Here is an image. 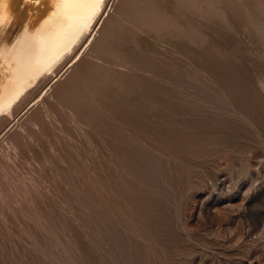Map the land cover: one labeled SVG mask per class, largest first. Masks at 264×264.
<instances>
[{
	"label": "rangeland",
	"instance_id": "rangeland-1",
	"mask_svg": "<svg viewBox=\"0 0 264 264\" xmlns=\"http://www.w3.org/2000/svg\"><path fill=\"white\" fill-rule=\"evenodd\" d=\"M102 3L1 110L0 264H264V0Z\"/></svg>",
	"mask_w": 264,
	"mask_h": 264
},
{
	"label": "bare ground",
	"instance_id": "bare-ground-1",
	"mask_svg": "<svg viewBox=\"0 0 264 264\" xmlns=\"http://www.w3.org/2000/svg\"><path fill=\"white\" fill-rule=\"evenodd\" d=\"M102 2L0 0V113L54 60L70 52Z\"/></svg>",
	"mask_w": 264,
	"mask_h": 264
}]
</instances>
